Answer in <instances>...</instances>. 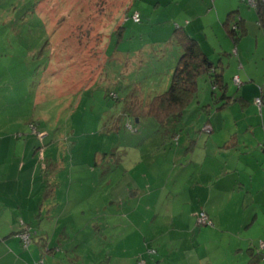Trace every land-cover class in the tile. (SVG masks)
Here are the masks:
<instances>
[{
    "label": "rangeland",
    "instance_id": "rangeland-1",
    "mask_svg": "<svg viewBox=\"0 0 264 264\" xmlns=\"http://www.w3.org/2000/svg\"><path fill=\"white\" fill-rule=\"evenodd\" d=\"M41 1L0 0V147H5L7 158H21L23 174L28 177L30 173L28 178L37 185L33 206L44 204L45 172L54 186L53 199L45 207L52 215L46 211L40 222L32 216L30 227L33 232L41 228L49 238L52 254L48 263L122 264L140 255L137 251L145 248L143 238L150 232L168 231L174 236L196 230L187 218L191 221L203 204L198 198L204 196L196 197L201 192L194 185L209 182L204 172L208 166L204 162L201 171L200 164H191L189 148L206 146L207 151L200 150L203 157H213L215 144L188 140H196L198 135L209 137V129L204 133L202 127L212 117L223 120L215 137L218 143L219 136L235 134L232 119L239 118L241 109L226 107L216 112L212 88L207 77L201 76L197 101L186 111L177 132L181 137L177 146L178 142L168 137L170 129L158 126L143 113L148 99L167 89L169 68L176 62L170 61V52L166 57H153L146 65L145 61L136 63L137 58L132 62V25L125 21L129 6L136 1ZM240 5L249 25L247 13L252 16L255 11L242 0H234L235 7ZM146 10L144 16L150 25L164 21L165 12L171 16L178 9L161 5L155 13L154 8ZM207 16L203 14L201 21L213 30L207 35L216 41L213 47L216 44L218 50L222 44L225 48L223 22L219 27L214 24L215 12ZM252 18L255 26L256 16ZM122 26L125 29L121 32ZM157 27L148 28V33H155ZM228 54H214L210 61L217 66L220 60L228 96H233L239 89L235 75L253 71L246 64L247 55L240 56L237 63L235 52L229 49ZM261 55L260 42L255 59ZM153 65L159 66L161 77L153 78ZM258 83L252 84L257 87ZM250 100L253 104L256 99ZM208 105L211 110L207 115L202 107ZM256 109L247 115L263 125L264 105L261 114ZM128 123L134 131L127 129ZM253 123L257 125L254 119ZM250 164H242V170L250 173L253 192H261L256 200L261 202L264 180L260 187L257 179L264 165L262 170ZM216 209L221 210V206ZM172 215L174 223L170 225ZM181 217L184 221L179 222Z\"/></svg>",
    "mask_w": 264,
    "mask_h": 264
},
{
    "label": "crops",
    "instance_id": "crops-1",
    "mask_svg": "<svg viewBox=\"0 0 264 264\" xmlns=\"http://www.w3.org/2000/svg\"><path fill=\"white\" fill-rule=\"evenodd\" d=\"M135 1L134 4L131 2L132 5L129 6L127 13L130 15L134 11L140 16V23L134 28V37L132 36L129 40L134 55L132 62L138 57H144L145 53L153 54L155 57H160V55L166 57L170 52L169 54L172 55L170 61L175 63L177 48L168 44L173 31L180 27L197 42L209 60L210 56L214 54L229 56V49H231L237 56L236 59H233L237 63H239L240 56L247 55L246 64L248 67H252L253 71L244 74L239 72L235 75L240 81L235 96L241 97L245 101L244 106L237 104L228 106V108H235L238 111L241 109L242 114H244L240 113L238 119H232L236 133L231 134L230 132L224 138L219 136L220 142L218 143L215 137L219 135L223 120L220 118L214 120L212 117L206 124L209 127V137L203 138L202 135H198V138L193 140L194 143L203 139L215 144L213 157L208 155L203 157L200 150L207 151L206 146L191 147L192 150L189 152L191 164H200L201 171L205 169L201 166L204 162L208 166L204 172L207 174L209 182L205 186L202 183H195L194 185L195 189L201 192L196 197L198 198V195L204 196L203 199L198 198L199 203L202 202L203 204H199V208L193 213L191 221L187 218L190 226L194 225L196 230H183L184 232L174 236L168 231L156 232L155 234L150 232L143 238V243L145 240L151 239L149 242H151V246L155 247L156 255L147 257L144 254V249H139L137 254L143 257V260L146 261L145 264H264V248H261V244H264V198L261 202L256 200L261 192L257 188V192H253L255 185H253L251 175L242 170L244 163H251L248 166L252 165V168L256 166L262 170L264 165V123L262 125L259 119L258 121L253 115H247V112L252 113L257 110L254 103L250 104L251 97L260 98L264 105V56L261 55L259 59H255L260 42L264 52V31L258 27L257 23L253 26L252 16L255 18L254 12L252 16L247 13L250 17L248 25V19L243 13L245 12L244 7L242 5L235 7L234 0H214L212 3L204 0H201L204 3H200L198 0ZM161 5L164 8L172 6L178 10L171 16L165 12V16H162L164 21L160 20L149 25L144 16V12H147L146 7L148 9L154 8L153 13H155L157 6L161 7ZM140 6L144 10L140 9ZM207 7L208 9H206ZM189 8L190 10L187 11ZM245 10L248 11V9ZM185 11L187 12L185 13ZM213 12H215L214 24L216 26L223 22L221 25L223 27L227 21L225 18L228 19L227 16L231 13L236 18L243 20L246 27L244 38L239 40L237 44L231 43L226 28H223V36L221 37L225 42V48L220 43L219 49L216 50V44V48L213 47L216 41L207 36L212 28H208L210 26L201 21L203 14L209 16ZM147 22L148 24H146ZM155 26H158L156 29L158 31L149 34L148 28L153 30ZM219 37L217 34L215 35L217 41ZM247 38L249 39L247 40ZM235 56L233 55V57ZM238 65L240 66V64ZM157 71L160 72L159 67ZM243 77H245L244 80L241 79ZM256 81L259 82L257 87L253 85ZM258 112L261 114L262 109ZM253 119L256 120L257 125L253 123ZM253 128H256L259 133L257 134ZM180 140L181 137L178 138L177 146H180ZM210 152L212 151H209V155ZM176 153L178 154V151ZM25 167L26 165L24 170ZM23 172L21 158L17 160L7 158L5 147H0V264H37L42 260L50 264L48 263V255L52 253L48 245L49 238L40 228L42 223L39 226L40 230L32 233L33 240L26 248L21 245L18 237L23 228L22 223L32 228V216L40 222L42 215L46 211L49 212L45 208L48 201H43L44 204L41 206L39 204V209L33 206L32 199L38 197L37 185H34L32 180L28 178L30 173H27V177ZM34 172H37V168ZM220 174L222 177L219 176ZM248 174L249 176H246ZM23 180L28 183L23 182ZM262 180H264V172L257 179L260 187ZM42 189L44 190L45 186H42ZM216 206H221V210L216 209ZM199 212H204L208 216L212 222V227L198 228L196 226V215ZM50 214L52 215V213ZM51 215L47 221L52 218ZM167 216L165 214L166 218ZM178 221L181 222L184 219L181 217ZM173 223L174 216L172 215L170 225ZM160 233L162 236L158 238ZM136 258L135 255L122 264H136ZM117 261L119 262V260Z\"/></svg>",
    "mask_w": 264,
    "mask_h": 264
},
{
    "label": "trees",
    "instance_id": "trees-1",
    "mask_svg": "<svg viewBox=\"0 0 264 264\" xmlns=\"http://www.w3.org/2000/svg\"><path fill=\"white\" fill-rule=\"evenodd\" d=\"M43 1L44 0H42L40 4H42ZM242 2L246 3L245 0H242ZM255 3L256 4L253 7L249 6L248 4L247 6L248 8L253 9L255 11L257 25L260 29L264 31V0H256ZM135 13L136 12L132 11L130 15L129 14L126 15L127 19L125 21L126 22L125 24L132 25V29H130L129 31V34L131 36L129 37V40L135 34L134 28H136V25L140 23V16L138 13L137 14L139 17V23H134L131 20V16ZM227 18H228L227 21L224 23V27L226 28L227 35L234 44H237L239 40L244 38L246 33V27L244 21L239 18H236L233 13L229 14ZM124 29L125 27L122 26L120 28V31L122 32ZM118 34H119L118 38H120L121 34L120 33ZM169 43L170 44L168 45L175 46L177 48L176 64L174 68L173 67L171 69L169 68V72H171L169 85L164 92H162L159 95L153 96L151 99H148V102L146 103L147 107L143 110V113L146 114V116L153 118L155 122L158 124V126L165 127L166 129H170L171 134H169L168 137L172 138L173 141L178 142L177 132L179 130L183 117L186 111L188 110V108L197 101V91H198L197 81L201 76L207 77V80L212 88L211 89L212 106L213 108H217L216 112L223 110L228 106L231 107L235 104H238L239 106L240 105L244 106L245 101L241 97H236L235 94L233 96H228V90H227L228 86L224 83L223 80L220 61H218L217 66H215L201 51L197 42L191 37H189L182 30V28L177 27L173 31ZM153 57H155L153 54L145 53L144 57H138L137 59H139L140 61L139 63H143V61H145V65H146L147 63H150V61L153 60ZM155 67L158 68L159 66L158 65L152 66V69L155 72V74L153 75L154 79L155 77L158 76L161 77L160 72L158 71L156 72ZM148 72L152 73V71H149V69ZM109 98L116 100V97L112 94H109ZM257 99L261 101L260 107L256 105L258 107V111H260L262 109L263 102L260 98ZM209 110H211L210 105L202 107V112H204L207 115ZM126 127L128 130L134 131V128H132L130 123H128ZM205 128L209 129V127L205 124L202 127V132L207 133V130ZM189 143H194V142L189 140ZM189 150H192L191 147L189 148ZM44 176H45L44 183L46 184V186L44 189L43 199L46 202L53 199L54 190L52 188L54 186L50 184V182L47 180L46 172ZM199 213H204V212H199ZM197 215H196V221H197ZM22 225L23 227L26 228L25 230L29 231L30 241H32L33 231L28 225L24 223H22ZM196 226L200 228L197 225V223ZM203 227H212V226H203ZM21 232H23V230ZM143 244L145 245V248H143L145 250L144 254L147 257H153L156 255L155 247L151 246V242H149V246L146 240ZM145 262L146 261L143 260V257L141 255H139L136 258V264H145Z\"/></svg>",
    "mask_w": 264,
    "mask_h": 264
},
{
    "label": "built area",
    "instance_id": "built-area-1",
    "mask_svg": "<svg viewBox=\"0 0 264 264\" xmlns=\"http://www.w3.org/2000/svg\"><path fill=\"white\" fill-rule=\"evenodd\" d=\"M214 0H211V2H213ZM246 1V3L249 5V6H251V7H253V6H255V2H256V0H245ZM131 20L134 22V23H139V17H138V14L137 13H135V14H133L132 16H131ZM236 83H238V79L236 80ZM261 101L259 100V99H256L255 100V105H257L258 107H260V105H261V103H260ZM206 129V128H205ZM206 130H208V129H206ZM196 223H197V225L199 226V227H203V226H212V223H211V221L209 220V218L204 214V213H199L198 215H197V221H196ZM26 228L25 227H23L22 228V230H23V232H21L20 234H19V239H20V241H21V245L23 246V247H27L29 244H30V233H29V231H27V230H25ZM261 248H264V244H261ZM37 264H43V262L42 261H39Z\"/></svg>",
    "mask_w": 264,
    "mask_h": 264
}]
</instances>
